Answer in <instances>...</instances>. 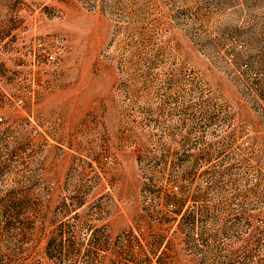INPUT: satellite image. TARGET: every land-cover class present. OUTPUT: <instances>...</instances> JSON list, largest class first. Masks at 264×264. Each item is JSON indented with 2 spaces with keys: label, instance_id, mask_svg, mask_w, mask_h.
Returning <instances> with one entry per match:
<instances>
[{
  "label": "rangeland",
  "instance_id": "374dc122",
  "mask_svg": "<svg viewBox=\"0 0 264 264\" xmlns=\"http://www.w3.org/2000/svg\"><path fill=\"white\" fill-rule=\"evenodd\" d=\"M0 264H264V0H0Z\"/></svg>",
  "mask_w": 264,
  "mask_h": 264
}]
</instances>
